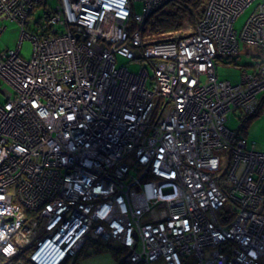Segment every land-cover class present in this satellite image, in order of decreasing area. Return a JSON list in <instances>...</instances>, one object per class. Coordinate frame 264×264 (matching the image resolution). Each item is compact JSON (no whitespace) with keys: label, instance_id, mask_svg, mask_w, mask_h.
<instances>
[{"label":"built area","instance_id":"obj_1","mask_svg":"<svg viewBox=\"0 0 264 264\" xmlns=\"http://www.w3.org/2000/svg\"><path fill=\"white\" fill-rule=\"evenodd\" d=\"M57 1L0 0V35L21 27L0 51V254L74 264L107 243L125 264H264V151L226 126L264 93V0L239 33L255 0H208L191 31L151 43L142 26L169 0ZM240 42L254 62L220 80Z\"/></svg>","mask_w":264,"mask_h":264},{"label":"rangeland","instance_id":"obj_2","mask_svg":"<svg viewBox=\"0 0 264 264\" xmlns=\"http://www.w3.org/2000/svg\"><path fill=\"white\" fill-rule=\"evenodd\" d=\"M261 1L262 0H255L236 17L233 22V28L235 31L238 33L241 31L247 18L252 13L256 5ZM57 4V0H46V7L48 8L53 9ZM134 11L136 13L141 12V4L139 2H135ZM45 12L46 11L43 6L39 7L34 12L35 19L43 17ZM1 25L4 26V30L0 35V51L5 49L15 50L19 43L21 33V27L19 23L16 21L5 20L1 21ZM192 26L189 27L186 32L191 31ZM32 50L33 46L31 41L28 39H23L20 46V56L28 60L32 55ZM251 54H256L255 47L245 44L244 42H240V53L237 55V57H234L235 64L228 63L226 58L222 59L221 63H217L216 73L218 78L220 80H230L231 82H237L240 77L241 68H246L245 65L254 62L255 58H251ZM116 65L117 67L124 66L132 72H137L140 68V65L137 62L118 55H116ZM259 98L262 100V111L258 116L250 120L244 129H239L242 120L241 118L244 117L240 116L239 113H228L226 126L232 131L240 130L239 135L241 137H244L248 143H255L257 150L264 151V93H261ZM3 100L4 98L0 96V102ZM110 245L114 247L112 244ZM114 248H118V246ZM189 261L192 262L193 257H191ZM74 264H116V258L110 249L96 251L95 247L91 246L90 244H85L78 253Z\"/></svg>","mask_w":264,"mask_h":264},{"label":"trees","instance_id":"obj_3","mask_svg":"<svg viewBox=\"0 0 264 264\" xmlns=\"http://www.w3.org/2000/svg\"><path fill=\"white\" fill-rule=\"evenodd\" d=\"M208 0H169L165 5L154 11L144 22L143 38L147 42H157L162 40H167L170 36L174 34H185L186 31L191 27L197 19H199L206 8ZM135 23L133 21L130 24V29L135 28ZM228 63H234L232 60L227 61ZM252 65V63H250ZM250 66V65H245ZM262 100L259 103L256 110L245 115L239 126L242 130L246 127L248 122L254 117L258 116L262 111ZM95 247L96 251L102 249H110L116 258V264L119 263L120 259L125 256L126 252L121 247L114 248L107 243H95L90 244ZM0 264H30L27 251H22L17 256L6 259L0 254Z\"/></svg>","mask_w":264,"mask_h":264},{"label":"water","instance_id":"obj_4","mask_svg":"<svg viewBox=\"0 0 264 264\" xmlns=\"http://www.w3.org/2000/svg\"><path fill=\"white\" fill-rule=\"evenodd\" d=\"M124 263H125V257L123 256V257L120 259V261H119L118 264H124Z\"/></svg>","mask_w":264,"mask_h":264}]
</instances>
